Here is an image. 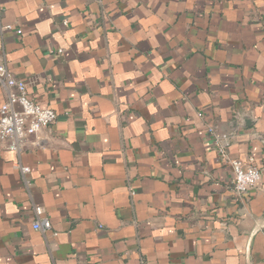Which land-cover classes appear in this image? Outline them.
I'll return each mask as SVG.
<instances>
[{"label": "crops", "instance_id": "obj_1", "mask_svg": "<svg viewBox=\"0 0 264 264\" xmlns=\"http://www.w3.org/2000/svg\"><path fill=\"white\" fill-rule=\"evenodd\" d=\"M0 49L57 114L0 142V264H264V0H0Z\"/></svg>", "mask_w": 264, "mask_h": 264}, {"label": "built area", "instance_id": "obj_2", "mask_svg": "<svg viewBox=\"0 0 264 264\" xmlns=\"http://www.w3.org/2000/svg\"><path fill=\"white\" fill-rule=\"evenodd\" d=\"M11 30V25L2 26ZM20 34L21 30L16 31ZM1 50V49H0ZM0 86L6 91V100L0 105V142L6 149L20 151L28 139L42 128L55 122L57 114L50 108H42L27 95L24 81L14 79L5 63H0ZM211 131H215L212 129ZM223 152V150H221ZM231 169L230 184L238 194H243L254 187L260 179V170L251 161L229 160ZM23 173L27 167H21ZM36 219L33 228L45 232L50 228L49 220L42 215L40 207H34Z\"/></svg>", "mask_w": 264, "mask_h": 264}]
</instances>
